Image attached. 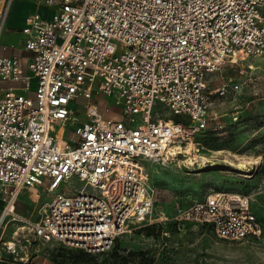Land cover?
<instances>
[{
  "label": "built area",
  "instance_id": "1",
  "mask_svg": "<svg viewBox=\"0 0 264 264\" xmlns=\"http://www.w3.org/2000/svg\"><path fill=\"white\" fill-rule=\"evenodd\" d=\"M35 1L53 14L25 19L30 62L0 57L8 83L0 97V226L23 223L1 247L22 264L38 244L103 253L118 236L151 225L146 164L196 162V136L222 129L214 98L245 83L228 79L211 89L209 76L249 58L263 61L249 70L264 72V0ZM12 2L0 0V29ZM251 74L244 72L246 81L257 79ZM106 97L119 118L99 113ZM157 106L181 121L155 116ZM67 126L74 129L66 136ZM187 143L194 148L184 154ZM73 179L82 187L61 191ZM33 187L50 195L34 222L14 213L21 191ZM174 209V224L207 227L221 240L262 234L247 195L213 191L185 207L176 200Z\"/></svg>",
  "mask_w": 264,
  "mask_h": 264
},
{
  "label": "rangeland",
  "instance_id": "2",
  "mask_svg": "<svg viewBox=\"0 0 264 264\" xmlns=\"http://www.w3.org/2000/svg\"><path fill=\"white\" fill-rule=\"evenodd\" d=\"M3 8L4 4L0 20ZM44 13L50 18L53 11ZM262 63L261 59L249 58L226 65L209 76L211 89L228 79L245 83L235 93L214 98L211 110L217 114L215 122L222 129L196 136L199 143V152L193 157L196 162L179 156L166 163L146 164L155 192L151 225L118 236L113 249L103 253L85 254L54 241L38 244L39 257L34 264H264V72L248 69ZM244 72H252L250 77L257 79L246 81ZM103 103L115 107L111 97L104 98ZM70 108L82 118L76 104ZM154 115L166 121H181L161 106L155 108ZM73 129L67 126L66 136ZM185 147L180 148L184 154ZM81 187L82 183L73 179L61 191ZM213 191L250 196L262 226L261 236L231 242L217 238L207 227L173 223L176 200L185 207ZM48 200L49 194L42 187L24 189L15 202L14 213L21 219L38 221ZM22 224L8 223L6 234L11 236Z\"/></svg>",
  "mask_w": 264,
  "mask_h": 264
},
{
  "label": "crops",
  "instance_id": "3",
  "mask_svg": "<svg viewBox=\"0 0 264 264\" xmlns=\"http://www.w3.org/2000/svg\"><path fill=\"white\" fill-rule=\"evenodd\" d=\"M12 11H8V15L4 21L3 27L0 30V57H16L18 58L23 66H26L31 59V54L25 50L24 48V36L21 32L22 27L25 24V19L28 14L32 12H38L42 16L45 15V12H50V9L39 5L35 0H13L10 9ZM35 86L34 80L31 83V89ZM8 87V83L0 80V97L3 96L6 88ZM14 87H20L19 84H14ZM99 107V113L103 118H119L118 112L115 107L110 108L105 105L103 102L97 103ZM109 108L110 111H106L105 108ZM35 190H37L35 188ZM20 195V194H19ZM50 196V195H49ZM49 201V200H48ZM4 207V197L0 192V215L3 211ZM34 222V220H29ZM6 227L0 226V264H22L17 259L14 258L13 255L7 253L1 245L11 239V236L6 234ZM38 251H35L30 255L31 262L29 264H34L35 259L39 257Z\"/></svg>",
  "mask_w": 264,
  "mask_h": 264
},
{
  "label": "bare ground",
  "instance_id": "4",
  "mask_svg": "<svg viewBox=\"0 0 264 264\" xmlns=\"http://www.w3.org/2000/svg\"><path fill=\"white\" fill-rule=\"evenodd\" d=\"M181 148V147H180ZM179 148V149H180ZM192 148H193V144H191V143H187V145H186V147H185V153H189L191 150H192ZM180 152H181V150H180ZM187 155V154H186ZM188 160H193L192 158L191 159H188ZM238 167H240V169H241V165H238ZM34 188V187H33ZM33 188H31V189H33ZM30 189V190H31ZM44 210V209H43Z\"/></svg>",
  "mask_w": 264,
  "mask_h": 264
},
{
  "label": "trees",
  "instance_id": "5",
  "mask_svg": "<svg viewBox=\"0 0 264 264\" xmlns=\"http://www.w3.org/2000/svg\"><path fill=\"white\" fill-rule=\"evenodd\" d=\"M143 228H145V227H143ZM143 228H140V229H143ZM79 251H81V250H79ZM83 253H85V254H87L86 252H84V251H82Z\"/></svg>",
  "mask_w": 264,
  "mask_h": 264
}]
</instances>
